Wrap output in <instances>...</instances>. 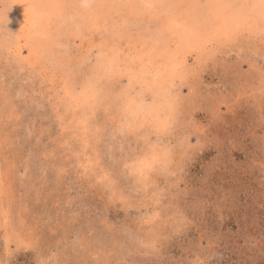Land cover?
<instances>
[{
  "label": "rangeland",
  "instance_id": "374dc122",
  "mask_svg": "<svg viewBox=\"0 0 264 264\" xmlns=\"http://www.w3.org/2000/svg\"><path fill=\"white\" fill-rule=\"evenodd\" d=\"M0 264H264V0H0Z\"/></svg>",
  "mask_w": 264,
  "mask_h": 264
}]
</instances>
